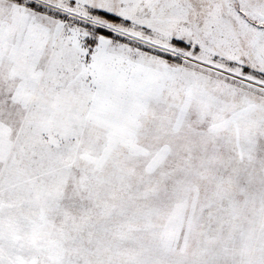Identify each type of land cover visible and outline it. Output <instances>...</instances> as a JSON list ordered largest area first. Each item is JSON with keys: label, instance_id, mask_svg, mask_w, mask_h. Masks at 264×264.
<instances>
[{"label": "snow or ice", "instance_id": "1", "mask_svg": "<svg viewBox=\"0 0 264 264\" xmlns=\"http://www.w3.org/2000/svg\"><path fill=\"white\" fill-rule=\"evenodd\" d=\"M0 264H264V0H0Z\"/></svg>", "mask_w": 264, "mask_h": 264}]
</instances>
